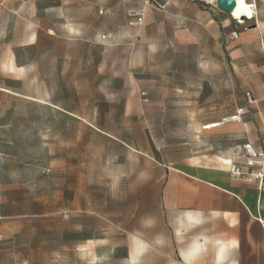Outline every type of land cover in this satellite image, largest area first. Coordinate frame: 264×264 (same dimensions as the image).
<instances>
[{
  "label": "crops",
  "instance_id": "0c3cea01",
  "mask_svg": "<svg viewBox=\"0 0 264 264\" xmlns=\"http://www.w3.org/2000/svg\"><path fill=\"white\" fill-rule=\"evenodd\" d=\"M216 2L131 0L124 8L128 16L138 13L128 18L134 27L124 39L102 35V56L83 69L82 81L97 99L90 117L74 116L160 169L158 178L148 182L163 185L159 239L169 248L164 264H264V192L230 174L242 143L250 141L264 151V27L257 18L251 20L254 27L249 21L237 23ZM38 19V0H0V36L5 31L16 41L8 53L9 72L22 68L16 48L53 51L54 46L57 60L77 57L62 44L67 40L71 46L79 39L63 38L53 28L38 30ZM6 88L0 85L1 91ZM38 102L58 104L52 93ZM174 104L182 105L185 113L178 118L184 124L220 121L228 107H243L245 113L214 128L200 125L203 131L233 137L219 150L171 158L148 121L172 119ZM143 120L147 126L136 133L140 142L125 138L127 122ZM152 240L147 238L148 245L157 248L155 236Z\"/></svg>",
  "mask_w": 264,
  "mask_h": 264
},
{
  "label": "rangeland",
  "instance_id": "374dc122",
  "mask_svg": "<svg viewBox=\"0 0 264 264\" xmlns=\"http://www.w3.org/2000/svg\"><path fill=\"white\" fill-rule=\"evenodd\" d=\"M130 1L38 0V30L79 39L62 44L75 59L57 60L54 46L16 48L22 68L9 72L16 41L5 31L0 36V85L7 87L0 90V264H164L163 185L148 182L160 169L74 116L93 114L97 97L83 83V69L102 56V35L124 39L134 27L128 18L136 10L128 16L124 8ZM246 1L255 3L264 27V0ZM50 93L55 107L38 102ZM171 108L172 119L148 121L168 157L213 152L233 139L201 130L205 118L184 124L182 105ZM146 126L127 122L125 138L140 142L136 133ZM153 236L157 248L147 243Z\"/></svg>",
  "mask_w": 264,
  "mask_h": 264
},
{
  "label": "built area",
  "instance_id": "2783aa9c",
  "mask_svg": "<svg viewBox=\"0 0 264 264\" xmlns=\"http://www.w3.org/2000/svg\"><path fill=\"white\" fill-rule=\"evenodd\" d=\"M252 13L246 17L245 21H255L256 20V6L254 2H248ZM231 13V12H230ZM229 13V14H230ZM135 14H138L137 12ZM233 19V16L230 15ZM235 20V19H233ZM138 23L141 22V17L139 16L136 20ZM239 22L237 19L235 20ZM133 22H131L132 24ZM232 36H235V32L231 33ZM248 96V101H250V96ZM245 113L243 107L238 108H227V114L221 117L220 121L213 123H207L203 125V129H210L216 127L219 123L237 121L240 120L242 115ZM240 160L234 162L230 166V174L236 180H242L246 182H254L256 188L260 192H264V151L258 149L252 142L247 141L242 143L240 146Z\"/></svg>",
  "mask_w": 264,
  "mask_h": 264
},
{
  "label": "bare ground",
  "instance_id": "6f19581e",
  "mask_svg": "<svg viewBox=\"0 0 264 264\" xmlns=\"http://www.w3.org/2000/svg\"><path fill=\"white\" fill-rule=\"evenodd\" d=\"M243 2L245 7L241 8L240 0H236L235 7L230 13V15H232L233 18L235 20L237 19L239 22H243L242 18H246L249 16L250 13H252L249 3L246 0H243Z\"/></svg>",
  "mask_w": 264,
  "mask_h": 264
},
{
  "label": "water",
  "instance_id": "95a60500",
  "mask_svg": "<svg viewBox=\"0 0 264 264\" xmlns=\"http://www.w3.org/2000/svg\"><path fill=\"white\" fill-rule=\"evenodd\" d=\"M236 0H217L216 5L219 9L230 13L234 7H235ZM243 21L246 20V18H242Z\"/></svg>",
  "mask_w": 264,
  "mask_h": 264
},
{
  "label": "snow or ice",
  "instance_id": "6c2138e0",
  "mask_svg": "<svg viewBox=\"0 0 264 264\" xmlns=\"http://www.w3.org/2000/svg\"><path fill=\"white\" fill-rule=\"evenodd\" d=\"M240 7L241 8H244L245 7L243 0H240Z\"/></svg>",
  "mask_w": 264,
  "mask_h": 264
}]
</instances>
